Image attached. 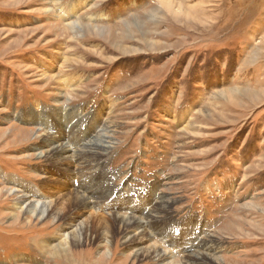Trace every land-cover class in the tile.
<instances>
[{
	"label": "rangeland",
	"instance_id": "1",
	"mask_svg": "<svg viewBox=\"0 0 264 264\" xmlns=\"http://www.w3.org/2000/svg\"><path fill=\"white\" fill-rule=\"evenodd\" d=\"M79 1L0 0V264H264V0Z\"/></svg>",
	"mask_w": 264,
	"mask_h": 264
},
{
	"label": "bare ground",
	"instance_id": "2",
	"mask_svg": "<svg viewBox=\"0 0 264 264\" xmlns=\"http://www.w3.org/2000/svg\"><path fill=\"white\" fill-rule=\"evenodd\" d=\"M166 1V0H165ZM168 2V1H167ZM166 3V2H165ZM172 3V2H171ZM87 5V2H84L82 0H80L79 2H75L73 4V7H72V13H76L78 11V6L81 5ZM169 7V6H168ZM180 8V7H179ZM68 85V83L66 84ZM233 91V90H232ZM235 92V91H233ZM227 95L229 94L228 92H226ZM233 96H236L235 94H232ZM231 97V95H230ZM252 98H253V95H252ZM49 119V118H48ZM46 119H44L43 121H45ZM71 122V120H70ZM96 139V138H95ZM54 139H52V141L50 142V145L52 147V142H53ZM100 140V139H98ZM96 141V140H95ZM92 145V144H91ZM94 145V144H93ZM64 148H66L65 146H62L61 147V150H58V148L56 147H53V150H57L59 152H61ZM92 148V147H91ZM96 148V147H95ZM102 148V147H101ZM97 149V148H96ZM98 151V150H97ZM90 152V151H89ZM61 154V153H60ZM92 154V153H90ZM78 155V154H77ZM60 156V155H59ZM90 157V156H89ZM96 157V156H95ZM65 159V158H64ZM90 159V158H89ZM99 159V158H98ZM100 160V159H99ZM95 161V160H94ZM59 170V169H58ZM77 183V182H76ZM18 185V184H17ZM25 187V186H24ZM103 185L102 184H99V183H96V184H93V183H89L87 186H85L84 188V191L80 192L79 190H75L74 192L70 193L69 197L67 199L68 200V206L71 207V210H77V208L79 210H84V209H87L89 208L87 206V199H91V198H96L98 192L101 191ZM26 190L24 189V195H22L21 198H19V202H27V199L30 198V197H39L40 195L37 193V190L35 189H31V187H25ZM74 190V189H73ZM105 191V190H104ZM107 192H110V191H107ZM106 192V193H107ZM101 193V192H100ZM104 193V192H103ZM27 197H26V196ZM45 196V195H44ZM42 198H44L42 196ZM46 198V197H45ZM98 198V197H97ZM100 198V197H99ZM101 199V198H100ZM92 200V199H91ZM102 200V199H101ZM120 200V199H119ZM93 201V200H92ZM38 202H39V199H38ZM114 203V202H113ZM98 204V203H97ZM117 204V203H116ZM147 204V203H146ZM95 205V204H94ZM103 205V204H101ZM112 205V204H111ZM116 206V205H115ZM114 206V207H115ZM27 209L26 212L30 213V214H33V215H36V216H46V217H49L51 215H54L52 214L53 213V210L54 209H49V206H46V205H37L36 203L34 202H30V203H27ZM94 207V206H93ZM105 207V206H103ZM108 207V206H107ZM164 207V206H162ZM75 208V209H74ZM100 209V208H99ZM105 209V208H104ZM136 210V209H135ZM134 210V211H135ZM154 210V209H153ZM65 211H62V214L60 213L59 216H56L58 219L60 218H63V215ZM75 212V211H74ZM78 212V211H77ZM80 213V212H79ZM144 213V212H143ZM134 214V212H133ZM150 216V215H149ZM109 217V216H108ZM107 217V218H108ZM112 218L109 217V221L111 222L110 224V228L114 231L113 234H115L116 232H121V229L122 227L126 226L125 228H128L129 226H132L134 225V223H136L135 225L138 226V228L136 229L135 232H137L138 230L139 231H143L142 229H140L141 227L139 226V220L138 219H135V222L130 220L129 218H126V217H123V216H119V215H112L111 216ZM36 218V217H35ZM148 218V217H146ZM156 218V217H155ZM153 219V218H152ZM149 220V219H147ZM151 220V219H150ZM141 221V220H140ZM153 221V220H152ZM60 222V221H59ZM108 222V221H107ZM155 222V221H153ZM151 223V222H150ZM142 224V223H141ZM149 224V222H148ZM108 226V225H107ZM147 227V226H146ZM145 227V228H146ZM153 228V227H152ZM79 229V228H78ZM76 228V230H74V232H69L67 234H65L66 236H62V240L59 239L58 243L56 244H53L54 241L52 240H47L46 241V248L50 247L52 248L56 254H58L59 256H62V257H66V255L68 254V250H70V248L72 247V244L73 245H77V244H80L82 243L81 242V238L83 237V234L88 232L89 229L85 230V231H82V229H79L78 230ZM99 229V228H98ZM98 229L94 228V230L96 231H99ZM134 229V228H133ZM91 230V228H90ZM65 231V230H64ZM63 232V231H62ZM154 232V231H153ZM134 233L132 235V233L130 232V234L128 235H125V246L127 244V242H130V243H137L140 247H138L137 249V253L135 254L136 255V258L139 259L140 257H142L143 259L146 258V257H151V259H148V260H160L161 261V264H185V263H181V261L179 263H175L174 260H171L169 262H166V259L164 258L166 254L162 255L160 253H158L152 246L150 247H146L145 249L143 247H141L142 245L137 241V238L136 236H134ZM117 235V234H116ZM82 236V237H81ZM124 239V238H123ZM140 241V240H139ZM123 244V245H124ZM215 245V244H214ZM70 247V248H69ZM206 247V246H205ZM211 247V246H210ZM192 250V249H191ZM214 250V249H213ZM70 252V251H69ZM162 252V251H161ZM201 252V251H200ZM205 253V252H203ZM196 254V253H195ZM202 255V254H201ZM200 254L199 255H196L195 256V260H191L193 262V264H202L203 263V257L201 256ZM173 256V255H172ZM167 257V256H166ZM211 259L213 260H220L219 257H210ZM68 259V258H67ZM144 261V260H143ZM174 261V262H173ZM188 263V262H187ZM158 264V263H157Z\"/></svg>",
	"mask_w": 264,
	"mask_h": 264
}]
</instances>
